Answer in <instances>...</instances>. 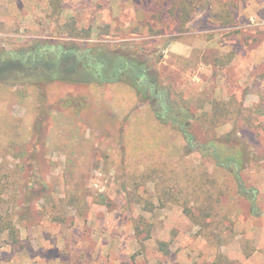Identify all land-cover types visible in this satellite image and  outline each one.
I'll return each instance as SVG.
<instances>
[{
	"label": "rangeland",
	"instance_id": "obj_1",
	"mask_svg": "<svg viewBox=\"0 0 264 264\" xmlns=\"http://www.w3.org/2000/svg\"><path fill=\"white\" fill-rule=\"evenodd\" d=\"M54 1L0 0V50L62 40ZM208 2L182 25L171 0H63L59 22L88 29L86 44L141 47L200 119L198 144L235 132L245 145L239 179L187 153L128 87L51 84L40 97L0 85V216L17 230V242L0 235V264H264V0H223L233 5L224 26ZM210 183L214 212L196 202Z\"/></svg>",
	"mask_w": 264,
	"mask_h": 264
},
{
	"label": "trees",
	"instance_id": "obj_2",
	"mask_svg": "<svg viewBox=\"0 0 264 264\" xmlns=\"http://www.w3.org/2000/svg\"><path fill=\"white\" fill-rule=\"evenodd\" d=\"M171 7L168 8L167 15L172 20H179L183 25L190 19L194 8L200 0H171ZM63 0H55L53 16L57 24L55 31L60 41L45 39H34L30 43L11 50H0V85L6 86H29L39 92L40 97L46 94V87L51 84H63L71 87L82 86H114L128 87L135 93L137 101L145 103L152 112L155 120L163 126H168L173 131L179 133L185 143L187 153L200 152L204 157H209L214 161L215 168L224 172L233 181L239 179L240 171L244 169V162L247 155V148L240 143L235 132H230L223 137L212 138L204 144H198L196 136L192 131V124L199 118L195 117L188 103L182 96L176 93L175 89L161 78L154 65L149 64L144 50L141 47L128 43L127 40L118 47H112L103 42L86 44L80 41L90 37L88 29H79L74 20L59 22L61 15V4ZM211 11L209 15L221 24L228 25L232 21L230 8L231 3H224L223 0H209ZM164 15V11L154 14ZM153 15V16H154ZM107 27L102 34H107ZM124 37V33L120 35ZM129 48V49H127ZM180 61H191L195 64V57L192 55L188 59L177 57ZM222 59L214 60L213 66H221ZM82 106L73 99L64 101V106ZM216 108L214 111H218ZM221 111V110H220ZM239 109V113H242ZM224 112V111H223ZM222 113V116L224 114ZM238 113V110H237ZM211 122L217 121V116H208ZM202 116L201 119H205ZM227 121H220L209 126L216 127ZM196 179L192 181H212L211 177ZM1 181H4L1 176ZM148 182V181H147ZM145 184L144 181L135 186ZM164 190L167 194L169 188L165 183ZM212 183L204 191L203 199L196 201L214 210L212 193L215 188ZM200 191V188H198ZM178 196L175 201L183 206L186 213L188 209L187 199ZM136 202L138 200H135ZM142 201V199H139ZM187 201V202H186ZM255 203H252V212H257ZM210 207V208H209ZM214 212V211H213ZM53 221H61L62 218L51 213ZM143 223V220L140 221ZM7 232L11 241L17 242V230L13 226L8 216H0V235ZM135 232L141 236L143 232L139 229V221L135 222ZM165 243H160V248H165Z\"/></svg>",
	"mask_w": 264,
	"mask_h": 264
}]
</instances>
